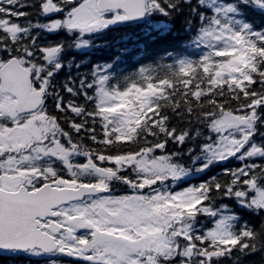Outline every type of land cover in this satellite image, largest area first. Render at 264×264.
Returning a JSON list of instances; mask_svg holds the SVG:
<instances>
[{
  "label": "snow or ice",
  "instance_id": "obj_1",
  "mask_svg": "<svg viewBox=\"0 0 264 264\" xmlns=\"http://www.w3.org/2000/svg\"><path fill=\"white\" fill-rule=\"evenodd\" d=\"M41 258L264 264V0H0V264Z\"/></svg>",
  "mask_w": 264,
  "mask_h": 264
},
{
  "label": "trees",
  "instance_id": "obj_2",
  "mask_svg": "<svg viewBox=\"0 0 264 264\" xmlns=\"http://www.w3.org/2000/svg\"><path fill=\"white\" fill-rule=\"evenodd\" d=\"M181 38H183L182 34ZM142 41V32L140 30L134 31L131 28L123 32H112L107 36L98 38L97 44H99L100 47L90 50L84 56V62L87 63L88 66L81 69V73L89 71V69L96 63L103 64L106 61H112L113 57H115L118 52L122 54L123 58L116 66V74L122 77L123 75L135 72L138 67L143 64L151 63L152 58L157 55L154 50L144 51V43ZM105 44L107 45L106 47ZM173 47H179V51L177 53L179 55H191L193 58H197L201 54V50L185 48L183 45H173ZM124 48H127L130 52H132V55H123L122 50ZM81 56L82 54L73 51L68 54L67 59L72 60V58L75 57L77 60H80ZM168 62H171V60ZM73 74H76L75 69H73ZM120 191H124L122 186ZM45 259L46 258H41L40 264H44Z\"/></svg>",
  "mask_w": 264,
  "mask_h": 264
}]
</instances>
